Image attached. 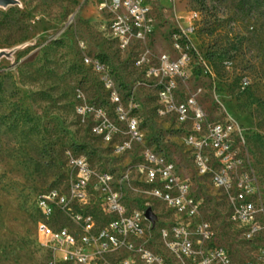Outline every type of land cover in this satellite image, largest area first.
<instances>
[{
  "label": "rangeland",
  "instance_id": "obj_1",
  "mask_svg": "<svg viewBox=\"0 0 264 264\" xmlns=\"http://www.w3.org/2000/svg\"><path fill=\"white\" fill-rule=\"evenodd\" d=\"M104 1L17 0L18 4L0 7V50H12L10 57H0V264H46L48 255L36 234L34 200L45 189L66 192L67 153L85 156L94 168L116 172L138 158L136 147L116 153L115 141L107 143L92 133V116H82L75 109L77 104L99 105L108 119L116 122L100 77L82 61L83 53L97 55L103 70H110L121 101L129 100L125 87L137 86L140 105L131 108L139 119L143 144L164 154L190 179L201 201V219L215 232L213 242L224 246L236 263L261 264L264 5L243 0H152L155 30L145 42L155 61L160 52L172 53L173 34L192 23L188 44L197 57L192 60L190 76L178 80V96L195 94L210 120L227 118L242 131L244 141L232 145L236 153L233 164L223 167L230 168L233 178L248 172L254 182L251 198L261 230L246 241L229 220L228 199L224 190L214 185L212 172L201 174L198 169L197 173L184 133L167 114L159 112L157 91L137 85L146 77L133 59L144 45L120 51L118 43L102 29L109 17L99 9ZM79 41L85 48L78 46ZM222 165H215L212 171ZM127 193V200L134 204V191ZM139 196L142 199L146 194ZM153 210L158 227L172 218L160 201L153 203Z\"/></svg>",
  "mask_w": 264,
  "mask_h": 264
},
{
  "label": "built area",
  "instance_id": "obj_2",
  "mask_svg": "<svg viewBox=\"0 0 264 264\" xmlns=\"http://www.w3.org/2000/svg\"><path fill=\"white\" fill-rule=\"evenodd\" d=\"M152 0H106L99 9L107 13L108 21L102 29L118 43L119 50L134 44L144 47L133 61L143 69L145 81L137 85L157 91V103L165 108L167 118L177 123L184 133V142L192 155H197L201 174L212 172V181L222 188L228 199L229 220L241 236L251 241L261 230L252 194L254 182L248 172L231 176L235 141L243 142L240 127L229 119L210 120L199 106L195 94L178 96V80L183 81L192 72V54L188 33L192 23L174 33L172 53L152 54L145 47L156 24L151 13ZM192 17V16H191ZM78 46L84 47L79 41ZM82 61L99 75L103 89L112 105L116 122L108 119L99 105L77 104L82 115L92 116V133L121 154L138 148V158L128 162L119 171L94 168L82 155L67 153L69 193L62 188L45 189L37 193L36 234L46 264H240L231 260L224 246L213 242L214 230L200 215L201 201L194 193L190 179L182 175L174 162L156 149L143 144V132L131 105H140L136 99V85L125 87L129 100L120 101L117 89L111 85L110 70L102 69L97 55L83 53ZM117 138V139H116ZM223 164L221 168L213 167ZM134 182L139 187L133 186ZM134 191L136 200L130 204L128 191ZM146 194L140 199L139 194ZM140 199V200H139ZM154 202H162L172 218L159 224L153 210ZM128 201V202H127ZM150 207L156 218L145 215ZM143 226H149L150 235H144ZM264 264V248L261 250Z\"/></svg>",
  "mask_w": 264,
  "mask_h": 264
},
{
  "label": "water",
  "instance_id": "obj_3",
  "mask_svg": "<svg viewBox=\"0 0 264 264\" xmlns=\"http://www.w3.org/2000/svg\"><path fill=\"white\" fill-rule=\"evenodd\" d=\"M13 4H18L17 0H0V7H3V8H6L8 6H12ZM11 54H12V50L11 51H6L3 49L0 50V57H2V56L10 57ZM145 215H146V217H149L152 221L156 218V216L154 215V213L152 212L150 207H147L145 209Z\"/></svg>",
  "mask_w": 264,
  "mask_h": 264
},
{
  "label": "bare ground",
  "instance_id": "obj_4",
  "mask_svg": "<svg viewBox=\"0 0 264 264\" xmlns=\"http://www.w3.org/2000/svg\"><path fill=\"white\" fill-rule=\"evenodd\" d=\"M118 47H119V46H118ZM102 69H103V67H102ZM111 85H112V82H111ZM113 89H114V88H113ZM117 92H118V91H117ZM120 101H121V100H120ZM157 104H159V103H157ZM158 106H159V105H158ZM159 112L162 113V114H167L165 108H162L161 105H160V108H159ZM133 116H134V115H133ZM134 118H136V117L134 116ZM193 156H194V164H196V167H198V158H197V155H193ZM66 185H68V184H66ZM52 189H57V188H52ZM64 193H69V188L66 190V192H63V191H62V194H64ZM148 230H149V226H143V227H142L143 236H144V235H147Z\"/></svg>",
  "mask_w": 264,
  "mask_h": 264
},
{
  "label": "trees",
  "instance_id": "obj_5",
  "mask_svg": "<svg viewBox=\"0 0 264 264\" xmlns=\"http://www.w3.org/2000/svg\"><path fill=\"white\" fill-rule=\"evenodd\" d=\"M243 2L249 5L262 6L264 5V0H243Z\"/></svg>",
  "mask_w": 264,
  "mask_h": 264
}]
</instances>
